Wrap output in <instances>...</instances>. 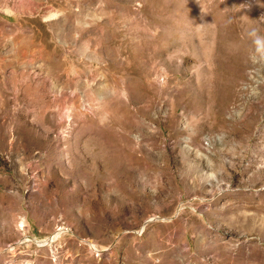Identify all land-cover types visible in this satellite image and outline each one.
Segmentation results:
<instances>
[{
	"label": "rangeland",
	"instance_id": "374dc122",
	"mask_svg": "<svg viewBox=\"0 0 264 264\" xmlns=\"http://www.w3.org/2000/svg\"><path fill=\"white\" fill-rule=\"evenodd\" d=\"M257 37L264 0H0V264H264Z\"/></svg>",
	"mask_w": 264,
	"mask_h": 264
},
{
	"label": "bare ground",
	"instance_id": "6f19581e",
	"mask_svg": "<svg viewBox=\"0 0 264 264\" xmlns=\"http://www.w3.org/2000/svg\"><path fill=\"white\" fill-rule=\"evenodd\" d=\"M18 55H20L19 53H18ZM51 62V65H52V67H54V68H58V67H60L61 66V64L58 62V60H56V59H54V57H52L51 56V60H50ZM30 63H28V64H26V65H22V64H18V65H12L11 64V66H12V68H13V70L11 71V74H12V79H14V85H16V86H23L24 84H27V83H33L34 81H36L41 75H42V77H43V84L45 83V85H44V87L42 88V92H43V94L45 95V98L47 97V95H49L51 92H52V89H53V87L49 84V82H48V79L49 78H51V77H56L55 75H54V70H51V71H49V72H47L46 74H44L43 73V69H41V68H36V67H34V66H32V65H29ZM35 70H38V73H35ZM0 73H4L5 75H6V73H7V71L6 70H1V72ZM59 77H57V78H55L56 80L58 79ZM100 127V126H99ZM92 128H93V126H92ZM92 131V130H91ZM98 131V130H97ZM74 132V131H73ZM83 132V131H82ZM71 134H73L72 132H71ZM82 134V133H81ZM90 134V133H89ZM89 134H88V136H89ZM87 135V134H86ZM92 135V134H91ZM74 136V135H73ZM79 136V135H78ZM94 136H95V134H94ZM83 137H84V135H83ZM91 137V136H90ZM68 138V137H67ZM71 138V137H70ZM76 138V137H75ZM74 138V139H75ZM78 138V137H77ZM89 138V137H88ZM92 138V137H91ZM87 139V138H86ZM90 139V138H89ZM97 139V138H96ZM99 139H101V138H99ZM80 140V139H79ZM84 140V139H83ZM93 140V139H92ZM85 141V140H84ZM84 141H82V143L84 142ZM87 141V140H86ZM86 141H85V143H86ZM89 141V140H88ZM96 142L94 143V141H93V147L95 146V149H97V150H103V148H104V144H102V142L101 141H99V140H95ZM70 142H71V140H70ZM106 142V141H105ZM66 143V142H65ZM77 143H78V141H77ZM92 142H90V144H91ZM103 143H104V141H103ZM72 145V144H71ZM83 145H85V144H83ZM110 145V144H109ZM109 145L107 146V147H109ZM90 146V145H89ZM119 146V145H118ZM69 147V146H68ZM87 147V146H86ZM76 148V147H75ZM82 148V147H81ZM70 149V148H69ZM91 149H92V151H93V148L91 147ZM106 149V148H105ZM66 150H68V149H66ZM86 150V149H85ZM108 150V149H107ZM116 150V149H115ZM63 151V150H62ZM65 151V150H64ZM71 151V150H70ZM69 151V152H70ZM87 151V150H86ZM99 152V151H98ZM104 152V151H103ZM90 153V152H89ZM93 153V152H92ZM70 154V153H69ZM95 154H97V153H95ZM110 154H112V153H110ZM103 155V154H102ZM108 155V154H107ZM114 155V154H113ZM70 156V155H69ZM72 156V155H71ZM101 156V155H100ZM104 156H106L105 154H104ZM67 157H68V155H67ZM73 157V156H72ZM117 157V156H116ZM106 158V157H105ZM114 158V157H113ZM72 159H74V158H72ZM102 159H103V157H102ZM115 159V158H114ZM79 160V159H78ZM76 172V171H75ZM92 248H94V249H96V247L95 246H93ZM143 251V250H142ZM141 251V252H142ZM141 252H139V253H141Z\"/></svg>",
	"mask_w": 264,
	"mask_h": 264
},
{
	"label": "clouds",
	"instance_id": "9594fccd",
	"mask_svg": "<svg viewBox=\"0 0 264 264\" xmlns=\"http://www.w3.org/2000/svg\"><path fill=\"white\" fill-rule=\"evenodd\" d=\"M255 42H256L257 45L264 44V38L257 37Z\"/></svg>",
	"mask_w": 264,
	"mask_h": 264
}]
</instances>
